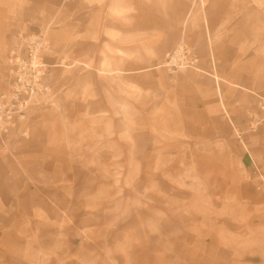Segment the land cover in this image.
<instances>
[{
	"label": "crops",
	"instance_id": "1",
	"mask_svg": "<svg viewBox=\"0 0 264 264\" xmlns=\"http://www.w3.org/2000/svg\"><path fill=\"white\" fill-rule=\"evenodd\" d=\"M5 1V41L37 25L48 97L0 135V264H57L46 251L68 247L74 228L85 237L60 264H95V227L73 215L125 199L163 154L199 152L218 168L214 182L264 212V0Z\"/></svg>",
	"mask_w": 264,
	"mask_h": 264
},
{
	"label": "rangeland",
	"instance_id": "2",
	"mask_svg": "<svg viewBox=\"0 0 264 264\" xmlns=\"http://www.w3.org/2000/svg\"><path fill=\"white\" fill-rule=\"evenodd\" d=\"M3 3L10 4L5 0ZM24 11L25 16L34 12ZM20 27L13 25V31H20ZM36 29L37 25L33 24L30 32L19 33L14 40L0 37V45L5 47L8 42L6 47L10 50V81L4 93L12 83L18 82L21 96L29 95L25 114L38 105L39 99L48 97V88L41 79L43 40ZM17 117L9 119V131L22 130L24 119ZM174 154L159 158L163 167L143 169L148 174L138 184L126 187L122 193L125 199L89 201L91 209L99 210L93 216L81 217L79 209L85 201H75L74 207L79 212L73 218L79 225L95 227L89 232L98 245L89 248L95 251V264H264L262 205L255 210L246 209V201L233 196L235 189L214 182L218 168L210 166L209 160L199 152ZM183 163L194 165L179 166ZM137 192L142 193L141 199H135ZM61 205L65 206L66 201H61ZM105 209L107 213L101 214ZM64 232L69 246L46 251L45 260L60 264L65 257L78 254L73 240L77 239L76 235L79 238L85 235L75 228ZM53 251L58 254L53 255ZM71 260L64 264L76 261Z\"/></svg>",
	"mask_w": 264,
	"mask_h": 264
},
{
	"label": "built area",
	"instance_id": "3",
	"mask_svg": "<svg viewBox=\"0 0 264 264\" xmlns=\"http://www.w3.org/2000/svg\"><path fill=\"white\" fill-rule=\"evenodd\" d=\"M13 84V83H12ZM11 84L7 93L0 94V135H7L10 128L9 119L18 116L17 120H22L25 110L29 105V95L27 98L21 96L19 83Z\"/></svg>",
	"mask_w": 264,
	"mask_h": 264
}]
</instances>
